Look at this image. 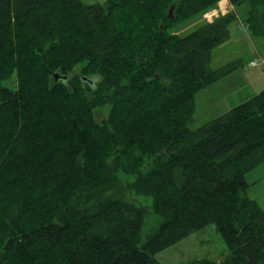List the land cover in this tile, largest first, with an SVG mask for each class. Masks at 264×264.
I'll use <instances>...</instances> for the list:
<instances>
[{"label": "trees", "instance_id": "1", "mask_svg": "<svg viewBox=\"0 0 264 264\" xmlns=\"http://www.w3.org/2000/svg\"><path fill=\"white\" fill-rule=\"evenodd\" d=\"M220 1L0 0V264H160L211 224L229 257L188 264H264L247 181L264 164V91L190 127L197 94L237 68L212 69L213 49L245 3L264 38V0L171 33ZM126 191L162 219L142 245L149 208Z\"/></svg>", "mask_w": 264, "mask_h": 264}, {"label": "rangeland", "instance_id": "2", "mask_svg": "<svg viewBox=\"0 0 264 264\" xmlns=\"http://www.w3.org/2000/svg\"><path fill=\"white\" fill-rule=\"evenodd\" d=\"M81 1L86 5H92L102 4L107 0ZM248 9V3L237 8L238 17L230 26V38L212 51L210 63L212 69H221L227 65H237V68L197 94L196 112L190 123V127L193 129L216 119L264 91V67L250 66L251 61L264 58V38L250 34L245 23ZM210 19L204 14L197 15L177 25L171 30V33L184 37L204 24L210 23ZM215 19L216 17L211 22ZM3 85L14 90L16 88V75L5 80ZM109 111L110 107L108 106L96 110V121L102 122L106 119ZM247 181L250 183L248 197L256 200L264 211V164L249 172ZM125 194L128 199H136L138 204L149 208L139 239L140 245H142L158 230L162 219L152 212V200L150 198L138 197L127 191ZM229 255V250L222 236L215 225L211 224L156 254V260L160 264H188L191 261L202 259L220 263L226 260Z\"/></svg>", "mask_w": 264, "mask_h": 264}, {"label": "built area", "instance_id": "3", "mask_svg": "<svg viewBox=\"0 0 264 264\" xmlns=\"http://www.w3.org/2000/svg\"><path fill=\"white\" fill-rule=\"evenodd\" d=\"M217 14L219 16V9H213V10H210V11L204 13L205 17H207L209 19L210 18L214 19V17H218ZM212 19H210L209 21L211 22ZM250 66L251 67H258V66L264 67V58H258L254 61H251Z\"/></svg>", "mask_w": 264, "mask_h": 264}, {"label": "crops", "instance_id": "4", "mask_svg": "<svg viewBox=\"0 0 264 264\" xmlns=\"http://www.w3.org/2000/svg\"><path fill=\"white\" fill-rule=\"evenodd\" d=\"M217 7H218L217 9H219L220 15H225L226 13L233 10V6L231 5L229 0L220 1Z\"/></svg>", "mask_w": 264, "mask_h": 264}, {"label": "water", "instance_id": "5", "mask_svg": "<svg viewBox=\"0 0 264 264\" xmlns=\"http://www.w3.org/2000/svg\"><path fill=\"white\" fill-rule=\"evenodd\" d=\"M170 16L172 17L173 16V11H170ZM54 78L56 79V80H59L60 78H61V76L59 75V74H55L54 75ZM64 79H66L67 77H63Z\"/></svg>", "mask_w": 264, "mask_h": 264}, {"label": "bare ground", "instance_id": "6", "mask_svg": "<svg viewBox=\"0 0 264 264\" xmlns=\"http://www.w3.org/2000/svg\"><path fill=\"white\" fill-rule=\"evenodd\" d=\"M222 4V3H221Z\"/></svg>", "mask_w": 264, "mask_h": 264}]
</instances>
